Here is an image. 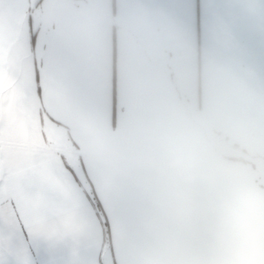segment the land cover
I'll return each instance as SVG.
<instances>
[{
  "label": "crops",
  "instance_id": "0c3cea01",
  "mask_svg": "<svg viewBox=\"0 0 264 264\" xmlns=\"http://www.w3.org/2000/svg\"><path fill=\"white\" fill-rule=\"evenodd\" d=\"M0 119L114 194L109 264H264V0H0Z\"/></svg>",
  "mask_w": 264,
  "mask_h": 264
},
{
  "label": "snow or ice",
  "instance_id": "6c2138e0",
  "mask_svg": "<svg viewBox=\"0 0 264 264\" xmlns=\"http://www.w3.org/2000/svg\"><path fill=\"white\" fill-rule=\"evenodd\" d=\"M64 167L77 188L66 178L54 182L0 119V264H109L102 235L119 222L115 196L91 183L84 189L74 169Z\"/></svg>",
  "mask_w": 264,
  "mask_h": 264
},
{
  "label": "rangeland",
  "instance_id": "374dc122",
  "mask_svg": "<svg viewBox=\"0 0 264 264\" xmlns=\"http://www.w3.org/2000/svg\"><path fill=\"white\" fill-rule=\"evenodd\" d=\"M215 133H216V135H215V138H216V140L218 139V138H221V137H223L224 138V134H222V132H220V131H215ZM222 138V139H223ZM227 142V141H226ZM227 143H229V142H227ZM232 143V142H231ZM240 155H241V153H240Z\"/></svg>",
  "mask_w": 264,
  "mask_h": 264
},
{
  "label": "clouds",
  "instance_id": "9594fccd",
  "mask_svg": "<svg viewBox=\"0 0 264 264\" xmlns=\"http://www.w3.org/2000/svg\"><path fill=\"white\" fill-rule=\"evenodd\" d=\"M238 223V222H237Z\"/></svg>",
  "mask_w": 264,
  "mask_h": 264
}]
</instances>
